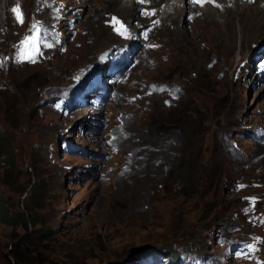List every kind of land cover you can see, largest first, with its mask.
Masks as SVG:
<instances>
[{
    "label": "rangeland",
    "instance_id": "rangeland-1",
    "mask_svg": "<svg viewBox=\"0 0 264 264\" xmlns=\"http://www.w3.org/2000/svg\"><path fill=\"white\" fill-rule=\"evenodd\" d=\"M152 1L94 89L135 0H0V264H264V0ZM27 36L46 60L17 59Z\"/></svg>",
    "mask_w": 264,
    "mask_h": 264
},
{
    "label": "trees",
    "instance_id": "trees-1",
    "mask_svg": "<svg viewBox=\"0 0 264 264\" xmlns=\"http://www.w3.org/2000/svg\"><path fill=\"white\" fill-rule=\"evenodd\" d=\"M0 150L2 153L7 152L9 155L12 153V146L9 145L8 142H6V136L1 129H0ZM184 174L186 177L185 183H187L189 180L187 179L186 172ZM7 182L10 186L14 187V182L12 181L11 176L9 177ZM33 209L34 207L30 208L29 211H33ZM28 220H30L32 227L35 228L38 225V222L32 220L30 217L28 218ZM6 221L9 222L8 219ZM50 236H51L50 233H48V231H44V227H41L40 229H35L34 231H28L27 234L25 235V240L26 242H32L33 239H42V238L49 239ZM153 252H154V258L160 260H166V259L173 260L174 258L176 259V254H177V252H172L168 248H155ZM16 258L18 261L17 264H31L23 260L21 254H18Z\"/></svg>",
    "mask_w": 264,
    "mask_h": 264
},
{
    "label": "bare ground",
    "instance_id": "bare-ground-1",
    "mask_svg": "<svg viewBox=\"0 0 264 264\" xmlns=\"http://www.w3.org/2000/svg\"><path fill=\"white\" fill-rule=\"evenodd\" d=\"M146 1H150V0H146ZM160 1H162V0H159V2ZM211 1V0H210ZM167 2V1H166ZM113 3L115 4V6H114V8H117L118 6H117V4H119V3H121L120 2V0H113ZM151 3H154L153 1L151 2ZM133 4V3H132ZM137 4V3H136ZM134 5V4H133ZM153 5V4H152ZM154 5H156V3L154 4ZM153 5V6H154ZM163 5V4H162ZM138 6V5H137ZM133 7V6H132ZM152 7V6H151ZM163 7V6H162ZM192 7H196L197 9H199L198 8V6H192ZM220 7H221V5H220ZM164 8V7H163ZM181 8V3H178L175 7H170V8H168V9H170V10H172L171 12H173V11H177L178 9H180ZM189 8H188V4H187V10H188ZM194 9V8H193ZM192 9V11H194ZM197 9H195V11H197ZM132 9H131V7L130 6H122L121 8H120V11H121V14L120 15H122V16H120V15H118L116 18H126V17H129L130 18V16H128L129 15V12L131 11ZM135 10V9H134ZM159 10V9H158ZM160 11H162V10H160ZM169 11V10H168ZM168 11H163V12H161L160 13V16L161 17H164L165 16V14H167V13H169ZM192 11H189L190 13H194V12H192ZM217 11H219V9L217 10ZM198 12V11H197ZM212 12V11H211ZM219 12H221V10L219 11ZM231 12V10H229L228 9V7L224 10V13H230ZM200 13V12H199ZM131 14H133V13H131ZM170 14V13H169ZM194 14H196V12L194 13ZM194 14H192V15H194ZM172 15V14H171ZM189 15H191V14H189ZM197 15H200V14H197ZM211 15H212V13L210 14V12H208L207 14H205V13H203L202 15H200L199 17H200V19H201V17L203 18V17H206V18H208L209 20H212V22L213 23H215V25H218V21H217V18H212L211 17ZM132 17V16H131ZM170 17V16H169ZM139 18H140V16H139ZM160 18V17H159ZM195 18H197L196 17V15H195ZM168 19V18H167ZM163 20H165V19H163ZM128 21V20H127ZM131 21V20H130ZM197 21V20H196ZM206 21H207V19H206ZM171 22H172V24L174 25L175 24V19H171ZM210 22V21H209ZM212 22H211V24H212ZM169 23V22H168ZM171 25V24H170ZM137 28H138V25H137ZM110 29H111V31H112V33L114 32V33H117V35H118V32L117 31H115V30H113L111 27H110ZM139 29V28H138ZM124 30V33H125V35H129V36H132V35H134L135 33H134V31H133V29H131V27H127V28H125V29H123ZM88 49H86V51H87ZM89 52V51H88ZM79 58V57H78Z\"/></svg>",
    "mask_w": 264,
    "mask_h": 264
},
{
    "label": "snow or ice",
    "instance_id": "snow-or-ice-1",
    "mask_svg": "<svg viewBox=\"0 0 264 264\" xmlns=\"http://www.w3.org/2000/svg\"><path fill=\"white\" fill-rule=\"evenodd\" d=\"M197 2H201V0H197ZM13 12L16 13V18H17V21L20 22V23H23V18H22V15L20 13V10L19 8H14L13 9ZM32 28L33 29H36L37 31H39V28H38V25L37 24H33L32 25ZM121 28H123V25H121ZM34 39V36H27L25 37V39L21 42V45L19 46L18 48V56H17V59L18 60H23V59H28L30 62H35L34 59H32V56L31 55H25V45L28 44V42L30 40H33Z\"/></svg>",
    "mask_w": 264,
    "mask_h": 264
}]
</instances>
